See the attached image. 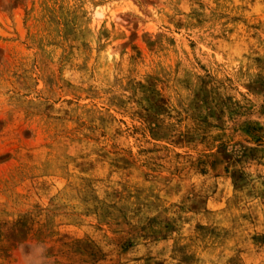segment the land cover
<instances>
[{
	"label": "rangeland",
	"instance_id": "rangeland-1",
	"mask_svg": "<svg viewBox=\"0 0 264 264\" xmlns=\"http://www.w3.org/2000/svg\"><path fill=\"white\" fill-rule=\"evenodd\" d=\"M0 264H264V0H0Z\"/></svg>",
	"mask_w": 264,
	"mask_h": 264
}]
</instances>
